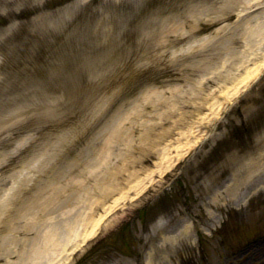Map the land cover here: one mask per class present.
I'll list each match as a JSON object with an SVG mask.
<instances>
[{
    "label": "rangeland",
    "instance_id": "obj_1",
    "mask_svg": "<svg viewBox=\"0 0 264 264\" xmlns=\"http://www.w3.org/2000/svg\"><path fill=\"white\" fill-rule=\"evenodd\" d=\"M261 140L264 0H0V264H264Z\"/></svg>",
    "mask_w": 264,
    "mask_h": 264
},
{
    "label": "bare ground",
    "instance_id": "obj_2",
    "mask_svg": "<svg viewBox=\"0 0 264 264\" xmlns=\"http://www.w3.org/2000/svg\"><path fill=\"white\" fill-rule=\"evenodd\" d=\"M255 144L258 145V147L261 146L259 149L260 151H258L259 153L256 156L252 155L246 158V160L237 161V167L232 168L230 182L226 184L224 188L225 192L232 198L241 196V189L248 186L255 177L264 173V140ZM90 233L84 234V236ZM189 234V225L185 224L180 230L176 231L175 234L165 237L163 239V244L168 249L164 252V255L161 256L158 264L165 260L168 252L173 251L177 241H180V239L182 241L187 239L190 237ZM161 247H163V245H161Z\"/></svg>",
    "mask_w": 264,
    "mask_h": 264
}]
</instances>
